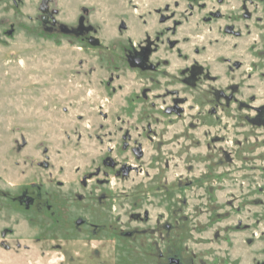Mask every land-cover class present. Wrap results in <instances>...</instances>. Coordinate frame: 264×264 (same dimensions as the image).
Wrapping results in <instances>:
<instances>
[{"label": "rangeland", "instance_id": "1", "mask_svg": "<svg viewBox=\"0 0 264 264\" xmlns=\"http://www.w3.org/2000/svg\"><path fill=\"white\" fill-rule=\"evenodd\" d=\"M263 106L264 0H0V264H264Z\"/></svg>", "mask_w": 264, "mask_h": 264}, {"label": "flooded vegetation", "instance_id": "2", "mask_svg": "<svg viewBox=\"0 0 264 264\" xmlns=\"http://www.w3.org/2000/svg\"><path fill=\"white\" fill-rule=\"evenodd\" d=\"M123 27L125 28L126 25L123 23L122 24ZM97 40L98 43L97 44H93V41ZM88 42L92 45H98L100 44V41L97 38H90L88 40ZM151 55H152V50L151 48L148 46V44L146 45H141L138 48H133V49H129L126 53V60L127 63L129 64L130 67L133 68H139L140 70L143 71H151L154 72L156 70V65L151 61ZM187 77L183 80L184 82L188 83L189 82H193V84L195 85L197 82V78L199 77V73H200V68L199 67H195L192 66L190 68H187ZM197 70V71H196ZM183 70H181L182 73ZM219 97L222 98H226V94L224 92H219V95H217ZM232 96H229L228 98L231 99ZM258 119H264V106L263 107H259L258 108ZM115 130V129H114ZM113 134H115L114 132L111 133V135L113 136ZM125 138H129V136H123V139ZM127 144V145H126ZM124 149L129 148L131 142H126ZM131 149V154H135L137 155L139 152L142 153V146L138 145V147H130ZM113 148H109V151L112 153ZM101 164L99 166H96L95 168H98L97 170V174L98 176H100L102 173H104L105 175H109L112 174V172L114 173V175H118L121 172H129L130 170H126V168H130L128 167V165H120L111 155L107 154L106 156H104L103 158L100 159ZM137 167L136 165H132ZM102 168L105 170H109V172L107 171H103ZM125 168V169H124ZM112 171V172H111ZM105 179V181H103L102 183H111V181L109 180V178H102ZM84 186H87V181H85L83 183ZM111 198V194H107V193H103L100 196H97V202L98 203H104L106 200H109ZM79 199H85L83 196H80ZM18 203L20 205H22L24 208H26L27 210L31 209L32 207H34L36 204H38L37 198L35 195H33L30 190H25L21 196L18 197ZM43 208H47L52 209V204L49 201H46V203H44L40 209ZM75 223V227L80 228L83 226H88L90 227L93 231H97L98 229H100L101 224L94 222L92 220H90V218L88 216H86V214L84 215H79L75 218L74 220ZM170 225H167V228H169ZM131 232H127L125 236H130ZM122 234V232L120 233ZM124 234V233H123ZM98 259V258H97ZM168 264H184L183 259L178 256V255H171L168 257ZM174 260V261H173ZM178 261V262H176Z\"/></svg>", "mask_w": 264, "mask_h": 264}, {"label": "water", "instance_id": "3", "mask_svg": "<svg viewBox=\"0 0 264 264\" xmlns=\"http://www.w3.org/2000/svg\"><path fill=\"white\" fill-rule=\"evenodd\" d=\"M98 43V41L97 40H94L93 41V44H97ZM174 261V260H173ZM176 262H178V261H176Z\"/></svg>", "mask_w": 264, "mask_h": 264}]
</instances>
